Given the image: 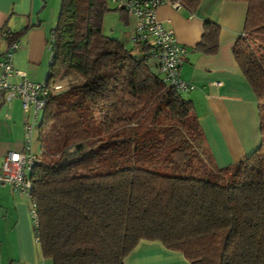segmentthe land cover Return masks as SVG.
<instances>
[{
	"label": "trees",
	"instance_id": "trees-1",
	"mask_svg": "<svg viewBox=\"0 0 264 264\" xmlns=\"http://www.w3.org/2000/svg\"><path fill=\"white\" fill-rule=\"evenodd\" d=\"M177 1L192 12L200 0ZM234 1L246 12L232 55L261 139L243 160L206 167L191 102L149 64V46L131 44L133 53L102 33L108 0H60L45 77L58 88L29 173L35 239L52 264H123L139 240L188 264H264V0ZM24 29L1 35L10 45ZM217 34L205 21L195 48L213 54Z\"/></svg>",
	"mask_w": 264,
	"mask_h": 264
},
{
	"label": "crops",
	"instance_id": "crops-1",
	"mask_svg": "<svg viewBox=\"0 0 264 264\" xmlns=\"http://www.w3.org/2000/svg\"><path fill=\"white\" fill-rule=\"evenodd\" d=\"M48 1L0 0V54L8 48L1 31L25 28L15 42L11 63L27 79L36 82L44 81L48 72V37L44 25ZM245 12V3L234 0H200L192 12L168 3L160 4L156 10L157 19L166 23L176 41L185 47L178 76L193 86L183 94L191 102L204 144L218 167L243 160L261 139L257 102L232 55L233 43L243 34ZM205 21L218 27L213 54L195 48ZM18 80L19 77L12 78ZM14 100L20 112V102ZM14 100L0 105V164L7 151L20 150L23 145L22 127L11 119ZM29 214L26 198L8 184H0V264H52L41 255L39 246L38 250L35 248ZM123 264L188 262L180 252L166 249L157 240H139L124 257Z\"/></svg>",
	"mask_w": 264,
	"mask_h": 264
},
{
	"label": "built area",
	"instance_id": "built-area-1",
	"mask_svg": "<svg viewBox=\"0 0 264 264\" xmlns=\"http://www.w3.org/2000/svg\"><path fill=\"white\" fill-rule=\"evenodd\" d=\"M108 2L134 19V29L129 36V42L145 43L149 46L150 57L156 62L162 81L180 93L190 90L193 86L178 76L185 47L176 41L172 29L156 17V10L160 4L168 3L177 8L180 7L179 2L177 0H108ZM15 47V43H11L0 54V105L9 104L14 99L20 102L23 145L20 150H9L3 156L0 164V184H8L14 191L30 199L32 181L29 173L40 157V151L35 154L30 150L32 124L38 115L42 117L47 98L58 86H51L45 80L31 81L25 77L24 72L14 69L11 56ZM47 48H50V43L47 44ZM14 77H19V80L12 81ZM30 204V216L33 227H36V208L31 199Z\"/></svg>",
	"mask_w": 264,
	"mask_h": 264
},
{
	"label": "rangeland",
	"instance_id": "rangeland-1",
	"mask_svg": "<svg viewBox=\"0 0 264 264\" xmlns=\"http://www.w3.org/2000/svg\"><path fill=\"white\" fill-rule=\"evenodd\" d=\"M59 5H60V0H49L47 7L44 10V16H45L44 25L47 30V37L49 36L51 28L54 26L56 22L58 12H59ZM108 7L110 9L106 11L105 14L103 15L102 33L106 36L116 38L122 44L127 45L128 44L127 41H129V35L134 29V19L130 15L126 16L120 10L114 9V7L109 2H108ZM124 35L128 39L127 41L124 39L123 37ZM127 48H131V46L127 45ZM131 49L133 53H137L136 49L134 48H131ZM46 51H47V55H46L47 63L46 64H48L50 60V52L48 49ZM151 60H152L151 58L148 59L149 64L152 62ZM59 82L63 86V83H61V81ZM17 103L18 102H16V100L12 102V110H11L12 118L11 119L14 123H17L20 127H22L21 121H20L21 109L19 112V110L17 109L18 107ZM40 122H41V115H38L37 120L34 121L32 124V132H31V137H30V150L32 153H35V154L37 153V151H41L42 136H43V133H45L46 131L45 126L44 125L41 126ZM204 146L207 149L206 145ZM202 158H203V162L205 163L206 167L215 165L214 162L212 161L213 159L211 157V154L208 152V149L206 152L203 153ZM171 174L182 175L184 173L175 170ZM22 197L26 198L29 204V209H31L29 198L24 194H22ZM29 221L31 225L32 240L35 243V248L38 250V244L36 242V239H34V231H33L34 225L32 223L30 214H29Z\"/></svg>",
	"mask_w": 264,
	"mask_h": 264
}]
</instances>
